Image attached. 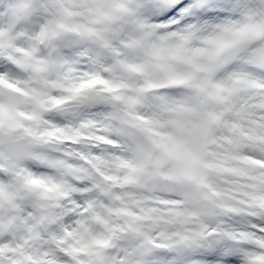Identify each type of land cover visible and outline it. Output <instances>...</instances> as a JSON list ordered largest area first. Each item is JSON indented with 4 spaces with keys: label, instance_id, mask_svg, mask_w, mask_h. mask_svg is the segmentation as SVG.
I'll return each mask as SVG.
<instances>
[{
    "label": "rangeland",
    "instance_id": "1",
    "mask_svg": "<svg viewBox=\"0 0 264 264\" xmlns=\"http://www.w3.org/2000/svg\"><path fill=\"white\" fill-rule=\"evenodd\" d=\"M209 1H193V14L162 24L153 42L141 35L142 17L124 18L139 29L130 45L140 43L120 65L112 25L94 9L0 0V59L14 38L27 39L14 65H0V142L40 145L18 162L0 146V264H264V118L250 94L261 87L247 78L264 75V0H220L222 11ZM143 2L152 21L174 19V7L161 11L168 0ZM76 21L81 30L65 27ZM172 34L181 38L170 48ZM35 48L39 70L24 76ZM62 88L82 102L44 106ZM78 106L66 116L115 113L122 158L101 165L120 183L95 189L97 165L79 156L65 196L43 136L66 117L58 109ZM79 227L86 248L72 243Z\"/></svg>",
    "mask_w": 264,
    "mask_h": 264
},
{
    "label": "bare ground",
    "instance_id": "2",
    "mask_svg": "<svg viewBox=\"0 0 264 264\" xmlns=\"http://www.w3.org/2000/svg\"><path fill=\"white\" fill-rule=\"evenodd\" d=\"M61 1V0H60ZM63 1V0H62ZM67 1L68 5L71 6L73 9L75 7H78L80 4L83 6H86L87 8L94 9L96 16H100V18H106L110 23L113 35H111L112 42V48L116 54V57L121 64H123L126 60L133 57V53L135 51V46L139 45V40L136 41L134 45H130V37L136 33L139 32V29H136L135 26L132 25L133 20H131L129 23H126L124 18H143V20L146 22L145 28L140 29L142 32L141 35L144 34L143 38L145 41L147 39H150V42L154 41V35H156L157 30L159 27L162 26V24L169 23L171 21H178L181 20L180 18H184L185 16L192 15L193 11L191 10V3L195 0H168V3H166V6L162 8L161 11L165 12L166 10H170L173 7L175 8V11L170 13V15H175L173 20H169L167 18L159 20L152 21L151 19L153 16V11L145 5L143 0H65ZM180 3V4H179ZM179 4V5H178ZM208 6H211L212 8L221 9L224 7V3L220 2V0H211L207 2ZM215 10L212 9L211 15H208L211 18H215L216 20H221V15L216 14ZM222 11V9L220 10ZM219 11V12H220ZM195 14V13H194ZM226 14H229L228 12ZM223 15V14H222ZM195 16V15H194ZM217 17V18H216ZM195 17L191 18V22L187 23V21H183L181 23L182 27L176 28L177 31L174 33H178L179 30H181L185 25H189L190 23H193ZM151 20V21H150ZM158 21V22H157ZM71 26L66 25L65 27L71 28V30H81L77 25L76 22H69ZM185 24V25H184ZM33 25V23H30L29 25H25V28L29 29ZM184 25V26H183ZM198 26V25H197ZM17 29V28H15ZM13 29V30H15ZM19 29V28H18ZM82 30H84L82 28ZM45 31L46 29L41 30V36L42 39L45 37ZM74 32V31H72ZM129 37V38H128ZM181 37L175 38L172 34L168 40L165 39V42L167 45H169L170 48H173L175 45H177L180 41ZM142 39V41H143ZM27 39H16L14 38L13 48L11 50H8L7 53L8 57L3 56L0 59V65L1 63H5L6 61L9 62L11 65H14L17 61V51H20L17 47V44H25ZM144 42V41H143ZM143 46L144 43L142 44ZM16 46V47H15ZM22 47V46H21ZM18 49V50H16ZM21 52V51H20ZM16 55V56H15ZM28 56V55H27ZM42 55H40V58ZM8 58V59H7ZM5 61V62H4ZM35 61V62H34ZM39 54L37 53V49H31L30 57L28 61H25L23 63V70L25 71L24 76H27L29 71L32 70H39ZM25 65V66H24ZM18 67V65H15ZM19 67V68H20ZM87 67V66H85ZM94 67V66H93ZM264 67V66H263ZM9 69L10 73H13V69L10 67H7ZM1 70L4 69V67H0ZM7 69V70H8ZM73 73V70H71ZM86 72H88V68H86ZM30 74V72H29ZM247 78L250 81L251 87H261V93H253V91H250L251 95L257 96L258 99L256 102L252 101V105H256L257 108L260 109L259 116L261 118H264V75L255 74L252 71H249L247 73ZM255 76V78L253 77ZM256 90V89H255ZM59 92L55 93L50 99L44 100V106L48 105V102L51 100L53 103L50 105L52 106H63L66 104H79L81 103V99L76 94V90L66 88L65 89H58ZM245 95L247 93L245 92ZM248 112H250L248 110ZM56 129H53L49 131L47 135L43 136L44 138L48 139V142L50 143V150L51 154L57 155L59 157V161L57 166H54V172L53 175L60 179L61 186L64 189V194L66 196V193L68 191V185L70 182H68L67 173L72 170V164H76L78 157L81 156L86 159L87 163H94L97 165L98 168V176L95 177L93 175V185L95 189H101L105 187V183L109 182V184H114V182L117 181L119 184V178H117L115 175L111 174H104L102 165L101 164H116L123 154V151L120 150L121 144L123 140V131L119 128V122L115 116V113L111 110H94V112H80L76 116L71 117H65V118H56ZM262 129V130H261ZM260 129L259 133L260 135L264 136V125ZM81 132V133H80ZM100 133V134H99ZM88 135L89 137H83V135ZM101 135V136H100ZM125 135H129L128 132H126ZM62 212L63 208L61 207ZM55 217V215H54ZM68 218V217H66ZM64 217V219H66ZM63 219V218H62ZM20 228L19 233L21 234H27V230ZM83 227H79L78 235L76 236L77 239L75 241H72L73 244H76L79 246H84L85 239L83 238ZM72 238V237H70ZM80 239V241H79ZM71 241V239H70ZM71 244V243H69ZM68 244V245H69ZM74 246V247H75ZM72 247V245H71Z\"/></svg>",
    "mask_w": 264,
    "mask_h": 264
},
{
    "label": "water",
    "instance_id": "3",
    "mask_svg": "<svg viewBox=\"0 0 264 264\" xmlns=\"http://www.w3.org/2000/svg\"><path fill=\"white\" fill-rule=\"evenodd\" d=\"M39 1V0H38ZM65 32V30H64ZM61 36L63 33H60ZM78 111V109H67V110H62L58 111L60 115H67V114H75ZM0 146L4 148L6 154H7V161L12 162V161H21L23 159H30L32 157L31 155V150L34 148H39L40 145L38 144H33L31 142H25L24 139H18V140H13L10 136H7L4 138L3 141L0 142ZM3 171H5V168H3ZM49 226V223L47 224ZM12 231H16V226H12Z\"/></svg>",
    "mask_w": 264,
    "mask_h": 264
}]
</instances>
